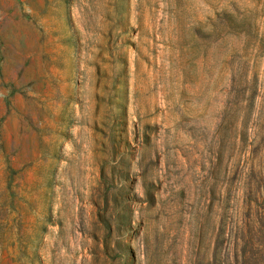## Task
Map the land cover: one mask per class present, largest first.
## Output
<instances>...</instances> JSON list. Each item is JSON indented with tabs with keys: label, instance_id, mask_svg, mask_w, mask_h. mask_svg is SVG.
Wrapping results in <instances>:
<instances>
[{
	"label": "rangeland",
	"instance_id": "1",
	"mask_svg": "<svg viewBox=\"0 0 264 264\" xmlns=\"http://www.w3.org/2000/svg\"><path fill=\"white\" fill-rule=\"evenodd\" d=\"M0 264H264V0H0Z\"/></svg>",
	"mask_w": 264,
	"mask_h": 264
}]
</instances>
